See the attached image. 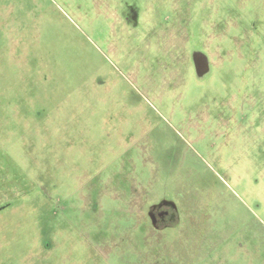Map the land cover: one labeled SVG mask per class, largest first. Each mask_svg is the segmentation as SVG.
<instances>
[{
  "label": "rangeland",
  "instance_id": "rangeland-1",
  "mask_svg": "<svg viewBox=\"0 0 264 264\" xmlns=\"http://www.w3.org/2000/svg\"><path fill=\"white\" fill-rule=\"evenodd\" d=\"M0 264H264V0H0Z\"/></svg>",
  "mask_w": 264,
  "mask_h": 264
},
{
  "label": "flooded vegetation",
  "instance_id": "flooded-vegetation-1",
  "mask_svg": "<svg viewBox=\"0 0 264 264\" xmlns=\"http://www.w3.org/2000/svg\"><path fill=\"white\" fill-rule=\"evenodd\" d=\"M175 208L176 207L174 203H172L170 206L168 204L161 203H159V205H150L148 212L152 218L150 221V223H152L151 225H153L156 229L173 227L176 224L175 218H177Z\"/></svg>",
  "mask_w": 264,
  "mask_h": 264
}]
</instances>
